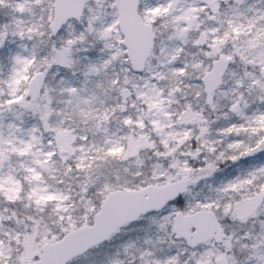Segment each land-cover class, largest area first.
<instances>
[{
  "label": "snow or ice",
  "instance_id": "obj_1",
  "mask_svg": "<svg viewBox=\"0 0 264 264\" xmlns=\"http://www.w3.org/2000/svg\"><path fill=\"white\" fill-rule=\"evenodd\" d=\"M0 264H264V0H0Z\"/></svg>",
  "mask_w": 264,
  "mask_h": 264
}]
</instances>
